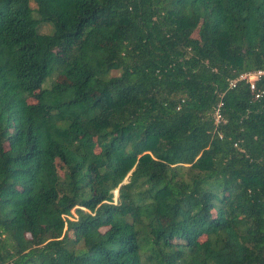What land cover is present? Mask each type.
I'll list each match as a JSON object with an SVG mask.
<instances>
[{"label": "trees", "instance_id": "16d2710c", "mask_svg": "<svg viewBox=\"0 0 264 264\" xmlns=\"http://www.w3.org/2000/svg\"><path fill=\"white\" fill-rule=\"evenodd\" d=\"M263 66L264 0H0V264H264Z\"/></svg>", "mask_w": 264, "mask_h": 264}, {"label": "built area", "instance_id": "2783aa9c", "mask_svg": "<svg viewBox=\"0 0 264 264\" xmlns=\"http://www.w3.org/2000/svg\"><path fill=\"white\" fill-rule=\"evenodd\" d=\"M261 77H264V66L262 68L241 73L236 78H233L231 80H228V88H232L237 81H245L248 84L249 90L253 92L254 98H258L261 96L262 91L255 90V81ZM221 96V95H219ZM222 102L219 100L216 105L213 108L212 111V119L215 126H218L220 123L224 122L220 108H221ZM236 144H234L235 146ZM64 217V215L62 216Z\"/></svg>", "mask_w": 264, "mask_h": 264}, {"label": "rangeland", "instance_id": "374dc122", "mask_svg": "<svg viewBox=\"0 0 264 264\" xmlns=\"http://www.w3.org/2000/svg\"><path fill=\"white\" fill-rule=\"evenodd\" d=\"M40 31H42V32H44V33L49 32V27L46 26V25H45V26H42V27L40 28ZM119 72H120V70H117V71H111L110 74H113V73L119 74ZM57 79H58V80H62L63 78H62V77H58ZM48 84H49V81L47 80V82L45 83V86H48ZM56 170H57V173H58L59 175L62 174V165H61V163H60L58 160H56ZM114 192H115V191H114ZM115 196H116V195L114 194V199H115ZM73 208H74V207H73ZM73 208L71 209V213H72V214H74ZM74 215H75V214H74ZM74 215H71V217L69 216L68 218L71 220V219L75 218ZM103 229H104V228H102L101 231H103ZM16 237H17V239L19 240V242H20L21 244H23V243H24V239L27 237V234H26L25 232L19 230V231L16 233Z\"/></svg>", "mask_w": 264, "mask_h": 264}, {"label": "water", "instance_id": "95a60500", "mask_svg": "<svg viewBox=\"0 0 264 264\" xmlns=\"http://www.w3.org/2000/svg\"><path fill=\"white\" fill-rule=\"evenodd\" d=\"M117 191L115 190L114 194L116 195Z\"/></svg>", "mask_w": 264, "mask_h": 264}]
</instances>
